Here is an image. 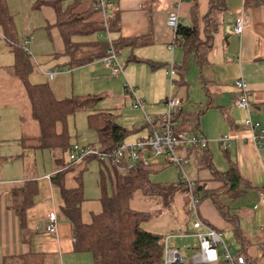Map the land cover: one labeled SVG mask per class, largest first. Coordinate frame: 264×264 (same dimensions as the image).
<instances>
[{
	"label": "crops",
	"instance_id": "1",
	"mask_svg": "<svg viewBox=\"0 0 264 264\" xmlns=\"http://www.w3.org/2000/svg\"><path fill=\"white\" fill-rule=\"evenodd\" d=\"M196 1L200 15V39L205 41L211 37L212 47L203 64L190 61L188 70L182 75L179 67L184 62V52L177 46L173 52L169 50L174 34L167 26V19L172 12H178L180 24L190 26L191 0H118L120 31L116 36L124 40H142L138 46L124 44L119 48L126 63L124 68L128 70L125 68L124 74L118 76H112L101 59L76 69L66 66L65 45L56 27V13L52 8L35 10L34 0H12V16L20 40L31 39L29 50L36 65L46 59L54 64L46 68V73L38 65L33 74L37 75L35 80L41 78L36 84H48L58 101L84 96H95L100 100L131 99L125 89L126 81L130 80L144 106L148 107L145 112L160 121L166 113L168 97L173 95L180 98L183 101L180 119L182 134H197L209 140L205 151L180 150L188 160L189 178L205 192L221 193L220 201L224 206L220 210L212 199H205L199 206L200 218L219 233L230 230L237 239L232 250L238 253L245 244L248 259L253 264H264V204L260 203V195L264 192V143L256 144L252 140L253 132L245 127V121L251 117L260 122L264 130V5L253 7V0H226L225 10L211 13L218 24L216 30L207 34L203 18L210 12V0ZM242 12L248 15L249 25L238 36L234 33V27L237 16ZM0 48L5 50L2 55H7L5 63H0V264L28 254L43 255L45 264H94L92 254L75 251L72 226L62 214L64 201L61 191L52 182V177L62 168L56 162L57 152L35 149L29 142L39 134V129L32 118L31 106L28 109L29 98L24 86L12 73L15 57L3 42L1 30ZM137 64L148 65L145 70L151 79L147 91H143L133 74ZM172 64L179 72L177 79L180 85L176 90L172 83L169 90L166 83ZM50 72L55 73L53 79L49 78ZM240 79L249 87V112L234 104L240 96L236 88V82ZM103 110L110 111L118 118L117 113ZM136 127L127 130L138 133L147 126L141 130ZM225 135L231 137L228 152L219 143ZM66 162H70L68 155ZM88 162L77 164L64 176L67 189L82 187L84 191L81 210L84 224H91L93 217L103 212L100 183L103 168L99 163L98 177L90 189L85 179ZM165 165L171 164L155 160L151 165L153 173ZM232 166L237 168L243 181L235 189L216 176L227 173ZM151 183L159 187H179V182ZM28 186L31 189L22 200L19 199L23 201V208L16 207L18 199L14 194ZM183 196L181 192L176 193L170 207L162 210L169 213L165 216L171 220V233L179 230L181 233L178 235L182 238L194 237V227L185 229L172 215L173 210L177 211L181 205ZM186 203V211H189L188 196ZM51 213L58 216L56 234L46 231ZM241 219L257 228V238L251 239L249 231L242 227ZM195 221L196 218L193 224ZM147 225H151L150 222ZM238 234L244 237L243 244Z\"/></svg>",
	"mask_w": 264,
	"mask_h": 264
},
{
	"label": "trees",
	"instance_id": "2",
	"mask_svg": "<svg viewBox=\"0 0 264 264\" xmlns=\"http://www.w3.org/2000/svg\"><path fill=\"white\" fill-rule=\"evenodd\" d=\"M190 26L180 24L176 31L175 44L184 52V62L179 72L188 70L190 61L201 65L212 47L211 37L205 41L200 39V15L198 3L191 0ZM106 17L100 0H34L33 9L42 7L52 8L56 13V27L65 45L64 57L66 66L76 69L103 59L107 55L109 43L104 39L109 32L116 51L124 45L138 46L142 40H124L116 36L120 31V10L118 0H105ZM264 5V0H253L252 6ZM226 0H210V12L203 18L206 33L216 30L217 22L212 17L214 11L225 10ZM13 16L9 14L6 0H0V28L8 47L12 50L15 63L12 73L18 78L26 91L30 101L31 115L37 123L39 134L31 138L35 149H48L57 152L56 162L62 166L60 171L52 177L53 184L61 191L64 206L62 214L70 222L75 237V251L90 253L94 264H161L164 257V240L170 235L154 233L145 229V224L152 218V213L140 211L132 207L134 198L142 194L145 198L157 197L161 199L163 208L171 205L176 193L181 192L188 196L184 182L179 179V187H159L150 181L153 173L152 167L139 165L128 173L121 172L112 162V157L124 144L125 138L131 133L117 123V116L108 110L98 109L100 98L84 96L58 101L48 84H32L29 77L36 69V63L29 54L24 41L20 40ZM146 43V42H145ZM177 71V75L179 73ZM180 85L175 78L173 86ZM88 110V128L96 134L97 141L92 146L108 159L102 161L98 156H91L87 161L97 160L102 166L100 183L102 186L103 212L93 217L91 224L82 221V203L84 191L82 187L69 190L64 185L65 173L72 170L76 164L67 163L68 155L73 144L70 142L71 134L68 130V118L79 110ZM181 108L175 112L177 134H182L180 119ZM159 119H155L157 121ZM148 127V126H147ZM207 150V149H206ZM224 150V149H223ZM205 151V150H204ZM228 152V150H225ZM86 161V162H87ZM85 162V163H86ZM220 180L230 183L233 189L243 181L235 166L222 176L216 175ZM111 187V193L108 191ZM31 186L17 191L16 207L23 208V199ZM144 194V195H143ZM195 194L200 203L205 199H212L220 210L224 206L220 201L221 193L205 192L198 184ZM225 214V213H224ZM228 220L231 219L226 215ZM241 244L245 239L237 235ZM238 253L245 254V244ZM6 264H45L43 255L28 254L8 261ZM217 264H226L223 257Z\"/></svg>",
	"mask_w": 264,
	"mask_h": 264
},
{
	"label": "built area",
	"instance_id": "3",
	"mask_svg": "<svg viewBox=\"0 0 264 264\" xmlns=\"http://www.w3.org/2000/svg\"><path fill=\"white\" fill-rule=\"evenodd\" d=\"M106 17V4L105 0H100ZM180 25V17L178 12H172L167 19V26L173 32V41L169 46L170 51H174L176 47L175 35ZM249 25L248 15L245 12L239 14L236 18L234 33L241 36L246 27ZM109 43L107 55L101 59L103 66L111 72L112 76H118L124 74V67L120 63L119 53L113 44L112 37L109 32L104 36ZM31 39L28 38L24 41L27 50H29V44ZM168 75L170 76L171 83L177 75V70L172 64L168 69ZM55 77L54 72L49 73V78ZM236 88L239 90L240 96L234 101L237 108L250 111V100H249V87L248 84L240 79L236 82ZM125 89L127 93L133 99L134 109H139L144 112L146 124L150 130L149 136L138 140L135 143L125 145L123 144L113 156L112 162L117 168L123 172L128 173L139 165L145 167L151 166L155 160L160 158L164 159L167 163L179 168L180 179L184 182L185 187L188 191V202L189 208L196 218L193 224L196 233L194 238L197 242L193 245V255L191 259L184 257L177 246L170 242V236L164 240V257L161 264H217L220 262L221 257L225 260L226 264H253L251 260L245 254L237 253L229 247L221 234L206 224L199 216L200 201L195 194L196 183L188 178L187 173L184 170V166L188 164V160L179 155L182 149H208L209 140L200 135H187L177 134L176 123L174 121L175 112L182 107L183 101L173 95H170L166 101L167 112L160 121L146 114L144 110V102L137 97V92L134 87L130 85L128 81L125 83ZM245 127L253 132L252 140L256 144L264 143V130L260 122L253 120L251 117L245 121ZM219 143L224 150H229L231 146V137L229 135L223 136ZM98 156L102 161H106L108 157L101 154L92 145L80 146L74 144L68 153V158L73 164H84L87 159L91 156ZM260 203L264 204V192L260 195ZM46 231L50 234H56L58 231V216L56 213H51L48 216ZM264 231V227H262ZM181 236V235H180ZM262 259L264 260V246L262 247Z\"/></svg>",
	"mask_w": 264,
	"mask_h": 264
},
{
	"label": "rangeland",
	"instance_id": "4",
	"mask_svg": "<svg viewBox=\"0 0 264 264\" xmlns=\"http://www.w3.org/2000/svg\"><path fill=\"white\" fill-rule=\"evenodd\" d=\"M70 1H72V0H69V2ZM82 1L88 2L90 0H82ZM6 4L8 7L9 14L12 16V14H14L13 6H12V0H6ZM0 30H1V28H0ZM106 34L107 33H105V35ZM3 42L6 43L4 36H3ZM6 45H7V43H6ZM4 51H5L4 49L2 50V48H0V63H5V61H6L7 55H5V56L2 55L4 53ZM122 56H123V54L120 55V53H119L120 63L124 67L126 63H124ZM38 65H40L39 67L44 68L43 72L46 73L48 71V70H46V68L48 66L50 67L54 64L52 63V61H49V60L47 61V59H46L42 63L37 62V66ZM136 66H137V67H135L136 71L133 70V74H134L136 80L140 83L143 91H147V90H149L148 87L150 85V79H151L148 77V74L146 73V70H145L146 66H148V65L137 64ZM125 68H124V71H125ZM129 68H130V64H129ZM126 69L128 70V68H126ZM160 69H162V68H158L157 70H160ZM36 76H37L36 74H32V76L30 78V82L32 84H36L37 83L36 81H39L41 79L40 78L39 80H35ZM177 77H178V75L175 76V78H177ZM166 79H167V82H166L167 87L170 90V88L172 86L171 80H170L169 76H166ZM32 80H34V81H32ZM159 80L160 81L162 80L161 77H159ZM129 83L132 87H134L131 84L130 80H129ZM173 88H174V90H176L177 86L174 85ZM115 94H113V95H115ZM137 97L140 100H142V98L139 97V95H137ZM27 104H28L27 106L29 109L30 108L29 100H28ZM98 108L99 109H109L112 112L117 113V115H118L117 123L120 126L125 127L126 129L132 128V126H137L136 128L141 130V128H144V126H147L144 112L142 110L138 111V110L134 109L132 98L131 99L130 98L119 99V100L102 99L98 103ZM147 109H148V107L146 105L144 110L147 111ZM165 111L167 112L166 106H165ZM89 114H90V112L88 110L84 109V110H79L75 115L70 116L68 118V130L71 134V138H70L71 143H78L80 146H87L88 145L87 143H90V142L95 143L97 141L96 134L93 131L89 130V128H88V122L86 119H87V116ZM149 131H150L149 128L146 127L145 129H142L138 133H130L125 138L124 144L129 145V144L137 142L138 140H140V138L141 139L147 138L149 136ZM179 155H182V153L179 152ZM163 160L164 159H162V158L158 159L159 162H163ZM88 165H89L88 171L85 173V179H86V182L88 184V187H90V189H92V187H93V185L96 182V179L98 177L100 165H99V162L97 160H93V161L88 162ZM184 170L187 173L188 178L189 177L191 178V175L189 173L187 166H184ZM179 172H180V170L176 166L165 165L163 167H159L158 170H156L154 173H152L150 175V179L154 183L174 184V183H177L180 179ZM190 180L192 181V179H190ZM108 191L111 192L110 185H108ZM186 199H187V195L183 196L182 201H181V205L179 206L177 211L173 210L172 215L173 214L175 215V217L185 227V229H189V228L193 229L192 228L193 227V221L195 218H194L190 209H189V211L188 210L186 211V204H187ZM159 206H161V207H159ZM132 207L135 209H138L140 211H148V212L152 213V218L149 221L151 225L144 226L147 230H151V231L156 232V233H159L158 231H162V233H164V234L165 233H171V231H173V230H169V228L171 227V225H170L171 220L169 221V219H167L165 216V215H169V213L168 212L166 213L165 211L162 210L164 205H163V203L160 202V200L157 197L153 196L150 198H145L142 196V194H138V197L134 198V200L132 202ZM171 217H173V216H171ZM157 220H159V221H157ZM156 221H157V224H156ZM241 223L243 225L242 227H246V229L249 231V235H250L252 240L257 238V236H256L257 228L256 227H253L251 223L246 222L245 219H241ZM160 227H162V228H160ZM179 233H181L179 230H176L174 233H171L172 236H170L171 237L170 242L174 243L177 246L180 253L184 257L191 259L192 255L194 253L192 250L193 244L197 241V239L192 237V236L182 238V236L178 235ZM220 234H221V237L224 239L225 243L229 247H235L236 246L237 239L234 236V234L232 232H230V230H228V229L223 230L220 232Z\"/></svg>",
	"mask_w": 264,
	"mask_h": 264
}]
</instances>
